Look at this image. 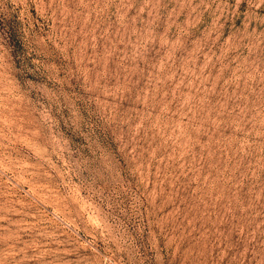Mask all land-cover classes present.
Returning a JSON list of instances; mask_svg holds the SVG:
<instances>
[{"label":"rangeland","instance_id":"1","mask_svg":"<svg viewBox=\"0 0 264 264\" xmlns=\"http://www.w3.org/2000/svg\"><path fill=\"white\" fill-rule=\"evenodd\" d=\"M0 264H264V0H0Z\"/></svg>","mask_w":264,"mask_h":264}]
</instances>
